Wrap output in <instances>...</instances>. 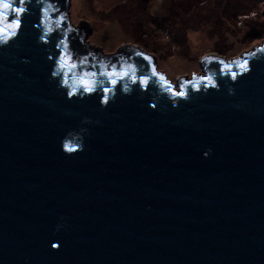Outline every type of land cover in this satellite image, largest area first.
I'll use <instances>...</instances> for the list:
<instances>
[{
  "label": "water",
  "instance_id": "water-1",
  "mask_svg": "<svg viewBox=\"0 0 264 264\" xmlns=\"http://www.w3.org/2000/svg\"><path fill=\"white\" fill-rule=\"evenodd\" d=\"M22 6L0 38V264H264V38L173 82L139 46L91 44L71 0Z\"/></svg>",
  "mask_w": 264,
  "mask_h": 264
},
{
  "label": "rangeland",
  "instance_id": "rangeland-1",
  "mask_svg": "<svg viewBox=\"0 0 264 264\" xmlns=\"http://www.w3.org/2000/svg\"><path fill=\"white\" fill-rule=\"evenodd\" d=\"M264 0H71L75 26L89 22L88 41L110 54L133 44L156 57L176 82L201 72L200 59L240 56L264 38Z\"/></svg>",
  "mask_w": 264,
  "mask_h": 264
},
{
  "label": "snow or ice",
  "instance_id": "snow-or-ice-1",
  "mask_svg": "<svg viewBox=\"0 0 264 264\" xmlns=\"http://www.w3.org/2000/svg\"><path fill=\"white\" fill-rule=\"evenodd\" d=\"M26 3V0H0V21H3L5 15H10L11 13H15L16 19L9 20L7 24L0 23V38L6 37V39H3L2 42L7 43L8 39H11L15 35L18 34L21 22L20 17L23 16V14L26 12V8L22 5ZM264 51V49H262ZM139 55H143V53H139ZM146 59H149L145 57ZM86 61V57L81 60L74 61L72 59V56L68 54L67 52L65 55L61 58V67L62 69L66 70H75L78 67H80L84 62ZM221 64H224L223 61H220ZM240 67H242L245 71L248 70L247 68V62L245 61L243 64H239ZM227 68V65H225ZM101 75H104L109 78V82L112 85H117L120 80L123 79H131L133 83L137 82V76L135 74V69L132 68L129 70L128 68H124L122 70H118L116 67H113L111 71H105L100 73ZM97 75V73H88L85 72L83 74V78L81 79V86L88 92H92L95 89V81L94 78ZM153 75H157L155 73V70L153 69ZM232 78H236V73L232 72ZM161 80L164 79L163 76L160 77ZM202 82L207 81V83L213 87H215V84L212 80V77L210 76H202L199 78ZM139 82L143 85H148V79L146 77H140ZM67 83V81H65ZM167 83V82H166ZM170 87V86H169ZM105 93H108L112 91L111 89L105 88ZM174 96H179L183 98H187V93L184 91L173 92ZM104 103H108L107 96L104 97ZM155 107V105H153Z\"/></svg>",
  "mask_w": 264,
  "mask_h": 264
}]
</instances>
